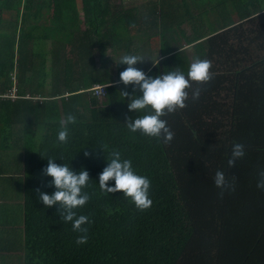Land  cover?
<instances>
[{"label": "trees", "instance_id": "1", "mask_svg": "<svg viewBox=\"0 0 264 264\" xmlns=\"http://www.w3.org/2000/svg\"><path fill=\"white\" fill-rule=\"evenodd\" d=\"M220 1L214 12L223 14L231 1L238 20L208 29L198 22L206 14L192 15L188 0L141 8L114 0H0V151H12L15 161L23 155L24 165L10 214L22 224V240L15 262L1 255L0 264H264V190L257 187L264 172V0ZM154 38L158 59L145 52ZM116 50L122 57L112 67ZM126 55L141 57L135 67L148 77L178 69L188 78L197 59L212 62V79L190 81L186 107L161 117L175 134L170 144L127 127L128 118L154 113L128 108L143 93L120 80ZM95 85L109 86L98 95ZM70 115L76 123H68ZM62 120L67 143L58 139ZM236 142L246 155L229 167ZM114 151L151 181L147 211L122 192L100 189ZM48 158L89 173L82 191L90 199L75 210L90 220L86 244L76 243L82 233L61 218L58 204L39 201L37 190H57L43 173ZM218 170L235 177V190L223 197L213 181Z\"/></svg>", "mask_w": 264, "mask_h": 264}, {"label": "clouds", "instance_id": "2", "mask_svg": "<svg viewBox=\"0 0 264 264\" xmlns=\"http://www.w3.org/2000/svg\"><path fill=\"white\" fill-rule=\"evenodd\" d=\"M142 61L144 60L136 55L124 56L121 64H126L128 67L120 73V80L125 85L136 86L143 93L139 98L133 99V96L131 97L128 104L129 110L136 112L150 107L154 114L144 115L134 121L128 118L126 120L127 127L132 132L140 131L144 135L158 140L162 139L165 144H170L175 134L168 126L167 121L161 117L186 107L185 101L188 99V91L186 90L192 87L190 81L203 84L212 79L210 72L212 62L207 59H197L191 64L188 78H186L178 69L164 75L148 77L144 71L135 67L138 62ZM154 63L158 65L159 61ZM107 86L109 85L104 87ZM123 93L126 97L129 96V93ZM200 94V89H196L193 92V97L198 99ZM67 121L74 124L76 118L70 115ZM61 128L58 139L67 143L69 132L63 120L61 121ZM85 155H89V153L85 152ZM245 155V145L238 142L234 143L231 158L228 160L229 167H235L236 161ZM54 161V159L48 158V165L43 173L53 178L48 186L54 185L57 190L51 195L37 190L39 201H42L48 208L58 204V212L61 213V218L65 222L72 223L73 231L82 233L77 237L76 243L78 245L86 244L88 229L84 225L89 224L90 220L85 215L77 216L75 210L85 206L90 199L89 195L82 191L88 186L89 173L86 170H81L77 174L67 165H58ZM260 176L261 179L258 181L257 187L264 190V172H261ZM110 180H115L114 187H109L108 182ZM213 181L215 186L221 190V197L225 192L235 190V177L230 181L223 171H216ZM99 186L105 193L122 192L125 198H130L140 211H147L153 205V200L150 198L151 181L147 177L137 175L132 168V162L121 160L119 152L114 151L112 153L110 163L100 174Z\"/></svg>", "mask_w": 264, "mask_h": 264}, {"label": "crops", "instance_id": "3", "mask_svg": "<svg viewBox=\"0 0 264 264\" xmlns=\"http://www.w3.org/2000/svg\"><path fill=\"white\" fill-rule=\"evenodd\" d=\"M186 47H188V51L191 48L189 45ZM11 152L0 151V256H9L11 262L14 263V256L18 255L16 248L20 246L22 240L19 230L22 224L16 225L12 221L14 217L10 214L13 205L20 201L16 199V196L20 192L22 178L19 179L16 176L24 175V165L22 164L23 155L18 156L15 161L12 156L16 155ZM17 162H19V166Z\"/></svg>", "mask_w": 264, "mask_h": 264}, {"label": "rangeland", "instance_id": "4", "mask_svg": "<svg viewBox=\"0 0 264 264\" xmlns=\"http://www.w3.org/2000/svg\"><path fill=\"white\" fill-rule=\"evenodd\" d=\"M156 2L159 3V0H114L116 5H119L120 3L122 4V6L128 8V7H143V6H147L150 3L152 4V2ZM191 8V13L192 15H201L203 13L206 14V16H203L202 19H200L199 24H201V26L206 25L208 29H213L217 26H219L220 24H222V22H226L229 21V19H232V17L234 19L238 20V14L237 11L235 10L234 4L231 1H227L225 3V8L224 6L222 7V10H224L223 14H219V11H215L214 12V4H217L219 2H221L220 0H193V2L191 0H188ZM192 3L195 4L196 6H201V7H192ZM221 11V10H220ZM12 15L10 13H5L4 14V18H10ZM202 17V16H201ZM215 26V27H214ZM184 27L188 30H190L191 32V26L188 22H186L184 24ZM153 43L148 45L145 49V52H149L148 50L150 49L149 54L152 55L153 59H156L157 57H160V39L159 38H154ZM188 48V47H187ZM148 49V50H147ZM189 51L191 52V48L189 49ZM109 57H112V60L110 62V64L112 65V67H115L116 62L118 61L119 58L122 57L121 52H118V50L116 51H110L109 53ZM157 58V59H158Z\"/></svg>", "mask_w": 264, "mask_h": 264}, {"label": "built area", "instance_id": "5", "mask_svg": "<svg viewBox=\"0 0 264 264\" xmlns=\"http://www.w3.org/2000/svg\"><path fill=\"white\" fill-rule=\"evenodd\" d=\"M104 86L105 85H95L91 89H93L96 92V94L103 95L104 94V90H105ZM10 94H11L12 97H16L17 96L16 89H13Z\"/></svg>", "mask_w": 264, "mask_h": 264}]
</instances>
